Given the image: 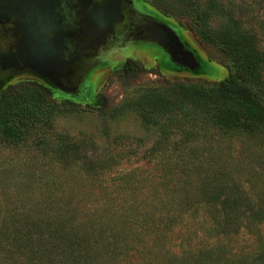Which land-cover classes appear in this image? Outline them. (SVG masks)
Listing matches in <instances>:
<instances>
[{
	"label": "trees",
	"instance_id": "obj_1",
	"mask_svg": "<svg viewBox=\"0 0 264 264\" xmlns=\"http://www.w3.org/2000/svg\"><path fill=\"white\" fill-rule=\"evenodd\" d=\"M151 5L186 17L226 78L162 80L100 107L103 140L92 141L101 145L47 133L55 118L76 116L73 101L33 81L5 85L0 140L33 137L55 172L35 193L20 188L0 224V264L264 263V9L257 31H243L213 0ZM120 68L134 78L142 66L125 59ZM129 119L138 135L116 131ZM241 232L247 246L237 245Z\"/></svg>",
	"mask_w": 264,
	"mask_h": 264
},
{
	"label": "rangeland",
	"instance_id": "obj_2",
	"mask_svg": "<svg viewBox=\"0 0 264 264\" xmlns=\"http://www.w3.org/2000/svg\"><path fill=\"white\" fill-rule=\"evenodd\" d=\"M121 1L124 0L119 2L121 3ZM9 2L11 5L7 3V5L0 6V12H9L13 15L16 11L19 16L27 15L25 18L29 20L26 21L23 18L25 24L22 23V27L20 22L16 23L18 27H21L20 30L26 27V24L28 25L24 28L27 35H29L30 26L33 27L36 22L42 20L43 23H39V26L43 27L46 33L52 32L57 38L59 49H61L57 56L61 57L66 67L63 72L62 67L57 69L56 64L44 67L40 57L35 59L34 56V62H32L27 59V56H24L22 57L24 66L19 69L22 71L16 70V67L12 66L17 63L13 56L9 54L4 57L1 54L2 48L14 40L16 32L8 27H13L10 17L5 18L0 13V88L6 84L34 79L51 90V99L54 101L64 98L73 101L79 107L75 113H72L76 116L55 118L48 134L66 133L76 138L84 137L93 143L95 138L98 139L100 133L98 131L100 123L96 117L100 107L118 105L135 96L144 87L159 84L162 80L199 81L209 84L224 80L227 76V70L219 54L198 40L189 26L187 18L176 15L179 12L177 9L172 10L173 15L162 16L152 8V0H134L133 3L139 10V14L131 12L128 19L124 18L125 21L118 19L117 24L111 26L112 23L105 29L99 30L88 18V14L100 5L98 0H49L46 3L49 6L48 9H44L45 3L43 4L42 0H29V2L27 0H21V2L9 0ZM213 2L234 17L243 31H257L256 16L260 12L259 9H264V0H213ZM112 8L115 10V7ZM119 10L120 12L122 10L121 4ZM96 12L97 10L94 13ZM154 18L178 31V34L181 32L180 36L184 35L186 41L197 49L199 53L192 52L197 63L193 69L195 76L185 75L182 77L166 71L171 65V58L152 43L150 38L144 37L146 33L143 30L147 26L145 22L155 20ZM18 27L16 25L14 28L18 29ZM25 40L28 42L29 37ZM109 45H113L114 48L107 52L106 57H103L105 61L98 62V65L106 64L108 68L105 67L95 72L88 71L87 74L81 75L86 68L96 63L97 59L93 57H102L105 53L104 48ZM80 48L82 49L80 50ZM20 52L19 50L15 55L18 57ZM80 52H84L85 55L78 56ZM21 54L23 53L21 52ZM31 55H29L30 58ZM125 58H136L142 66L136 77L127 78L123 74L120 65L121 60ZM34 70L55 74L56 78H59L64 85L63 88L57 86L56 83L50 84L39 80L35 77L37 73ZM64 73L68 76H65ZM116 131L135 135L140 133L137 122L133 119L121 122ZM32 138L28 137L12 144L0 140V224L5 220L9 210L15 207L21 187H26L24 191H28L29 194L35 193L38 190L37 181L50 178L55 172L51 166L55 164L48 158L40 156L34 147V142L32 143ZM98 140L103 139L99 137ZM136 164L138 162L132 159L122 164L120 169ZM250 239V235L241 232L237 236L236 242L239 246H247Z\"/></svg>",
	"mask_w": 264,
	"mask_h": 264
},
{
	"label": "flooded vegetation",
	"instance_id": "obj_3",
	"mask_svg": "<svg viewBox=\"0 0 264 264\" xmlns=\"http://www.w3.org/2000/svg\"><path fill=\"white\" fill-rule=\"evenodd\" d=\"M17 1L21 2V0H17ZM98 1H100V5H98V8L96 9L97 12L94 13L96 11L94 8L91 11V13L88 14V18L90 19L89 21H91V23L94 24V27L95 26L97 27L96 28L97 30L105 29L106 27L110 26L112 23L113 24L111 26H113L114 24H117L118 19H123L125 21V19L129 18V14L131 12L132 13L133 12H136V13L139 12L137 7H135V4L133 3L134 0H124V1H121V3L119 2L120 0H98ZM27 2H29V0H27ZM42 2H43V4L45 3V8H44V6H43V8L48 9L49 6H47L46 3L49 2V0H42ZM7 3H8V5H11L9 0H0V6L3 4L7 5ZM120 4L122 7L121 12L119 10ZM111 7H115V10H113V8L111 9ZM0 13L5 18L10 17V22L12 23L11 25H13V27H10V26H8V27L11 28V30H14L16 32L14 40H12L11 44L6 45L1 50L2 51L1 54L4 57L6 55L11 54L13 56L14 60L17 61L16 65L15 64L12 65V66L16 67V70H19L24 66V62H22V57L27 56L28 60H31L32 62H34L33 57L35 56V59H36V57L37 58L40 57L41 60H43L44 67H48L51 64H56L57 69L62 67L63 72L65 71L64 70L66 67V65H64L65 63H63V60L61 59V57L57 56V54L61 51V49H59L60 47L58 45V40L52 32L48 31L46 33L45 29L43 27L41 28V26H39L40 25L39 23H43V22H41L42 20H40L38 22L34 21V22H36L34 24L35 26H33V27L30 26V28H29L30 32H29V35H27L24 32V28H26L28 26L27 24H26V27H24L23 29L20 30V28L22 27L21 24L22 23L25 24L23 22V18L26 19V21L29 20V19L25 18V17H27V15L19 16V15H17L16 11H15V13H13V15H11L9 12L6 13L4 11H1ZM36 14H38V13H36ZM13 17H14V19H13ZM33 20H34V15H33ZM16 23H19L21 27H18V24H16ZM145 23H147V26L143 30V32L145 31L144 33H146L144 35V37L150 38L149 40L150 41L153 40L151 42L154 43L159 48H161V50L163 52L170 53L171 56H173L177 61H180L182 64L175 65V67H174L175 70H173V71H175V74H178L182 77L185 76L186 75L185 73L189 72L188 67L193 66V64L190 62V58L188 57L187 52L188 51L191 53L194 52L195 51L194 46L192 47L190 45V43H188L186 41V39L184 38V35H181L182 38L185 40L180 39L181 45H182V47H180L171 38V36L167 32V30L165 28H163L162 26H160L159 23H156L154 20H147ZM8 24H5V25H8ZM16 25H17L18 29L14 28V27H16ZM28 37H29V41L26 42L25 39ZM42 45H44V47H42ZM113 45H109L108 47L104 48L105 50L104 49L103 50L104 51L110 50L111 48L114 47ZM77 49H79V47H77ZM81 49L82 48H80V50ZM19 50L23 54H21V52H20V55H18V57H17L15 54H17V52ZM30 54H32L31 58L29 56ZM84 55H85L84 52L78 53V56L82 57ZM93 58L97 59L96 63H94L90 67L86 68L84 70L83 74H81V75L87 74L88 71L89 72L90 71H92V72L93 71L94 72L100 71L103 68V67H100V65H98L99 64L98 62L102 61L101 60L102 58L98 57V56L93 57ZM125 59H133V60L137 61L136 58L135 59L134 58H125ZM19 71L21 72L22 70H19ZM44 71H45V69H44ZM35 73H37L35 77L36 78L39 77L38 78L39 80H42L44 82H48L50 84L56 83L57 86H59L60 88H63V86H64L60 82L59 78H56V75L52 74L51 72H48V71L47 72H40V71L37 72V71H35ZM64 75H65V73H64ZM65 76H68V75H65ZM30 81L36 82V80H34V79H32ZM36 83H38V82H36ZM38 84L42 85L41 82ZM42 86H44V85H42ZM47 89H49V88H47Z\"/></svg>",
	"mask_w": 264,
	"mask_h": 264
},
{
	"label": "water",
	"instance_id": "obj_4",
	"mask_svg": "<svg viewBox=\"0 0 264 264\" xmlns=\"http://www.w3.org/2000/svg\"><path fill=\"white\" fill-rule=\"evenodd\" d=\"M155 19V18H154ZM156 23H159V25L160 26H162L163 28H165L166 30H167V32L169 33V35L171 36V38L180 46V47H182V45H181V41H180V39H182V40H185V39H183L182 38V36H180V33L178 34V31H175L174 29H172L170 26H168L167 24H165V23H163V22H161V21H159V20H157V19H155L154 20ZM151 41H153V40H151ZM186 42V41H185ZM114 48V47H113ZM113 48H111L110 50H112ZM195 48V47H194ZM110 50H107V51H105V53L103 54V56L101 57L102 59V62L103 61H105L104 60V58L103 57H106L105 55L107 54V52H109ZM195 51H197V49L195 48ZM198 52V51H197ZM165 54H167L170 58H171V60H172V62H171V65H170V67L168 68V70H166L167 72H169V73H172V74H175V71H173V70H175L174 69V67H175V65H177V64H182L180 61H177L173 56H171V54L170 53H166V52H164ZM188 53V57L190 58V62L193 64V66H190V67H188L189 69V72H186L185 74L186 75H188V76H195V75H193L194 73H193V69H194V67L197 65V63L195 62V60H194V58H193V55H192V53L191 52H187ZM199 53V52H198ZM107 59V58H106ZM122 62L124 61V59H122L121 60ZM122 62H121V64H122ZM174 65V66H173ZM121 66V65H120ZM100 67H103V68H108V66L106 65V64H103L102 65V63H101V65H100ZM102 68V69H103ZM94 72V71H93ZM178 75V74H177ZM39 78V77H38ZM42 79V78H41ZM0 90H1V88H0Z\"/></svg>",
	"mask_w": 264,
	"mask_h": 264
}]
</instances>
